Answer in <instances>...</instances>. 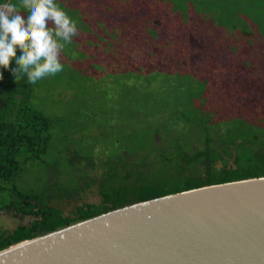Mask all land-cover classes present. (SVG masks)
Segmentation results:
<instances>
[{
	"label": "rangeland",
	"instance_id": "rangeland-1",
	"mask_svg": "<svg viewBox=\"0 0 264 264\" xmlns=\"http://www.w3.org/2000/svg\"><path fill=\"white\" fill-rule=\"evenodd\" d=\"M57 2L77 21L79 35L61 54L63 71L39 80L33 89V107L53 119V128L44 165L23 175L32 185L16 179L20 190L45 189L55 196L50 203L64 213L80 201H97L95 184H79L73 172H83L87 163L102 165L91 171L95 177L117 162L130 167L131 160L141 156V145L161 144L159 121L173 115L174 108L186 109L188 98L203 103L205 89V101L228 108L239 105L251 117L264 114V0H161L181 13L190 2L197 19L223 29L217 33L209 28L204 37L192 34L191 75L182 74L183 69L163 74L160 69L166 70L168 61L155 70L134 71L125 65L128 53L113 50L112 44L123 41L118 31L125 26L127 11L132 16L128 8L134 0ZM151 105L159 108L155 116ZM228 121L217 124L226 126ZM154 123L158 131L148 133ZM124 173L117 171L116 178ZM27 221L29 217L0 212L1 231Z\"/></svg>",
	"mask_w": 264,
	"mask_h": 264
},
{
	"label": "trees",
	"instance_id": "trees-1",
	"mask_svg": "<svg viewBox=\"0 0 264 264\" xmlns=\"http://www.w3.org/2000/svg\"><path fill=\"white\" fill-rule=\"evenodd\" d=\"M134 1L128 8L132 16L127 11L125 26L118 31L123 41L112 44L113 50L119 55L127 52L126 60L130 59L125 65L134 71L155 70L160 68L158 64L168 61L167 69H160L163 74L180 73L183 69L182 74L191 75L189 57L193 49L189 40L192 34L204 37V31L214 28L197 19L190 2L181 13L173 11V5L161 4V0ZM21 14L26 18L27 13ZM222 30L214 29L217 33ZM21 54L17 49V57ZM16 67L15 59L9 69L0 66V212L29 217V221L11 231L0 230V249L133 202L203 185L264 176V114L260 111L258 116L251 117L244 115V108L239 105L228 108L205 101V89V102L195 104L188 98L186 109L174 108L173 115L159 121L156 126L164 131L159 135L161 144L153 140L151 148L141 145V156L133 158L130 167L128 162H117L115 168L112 164L98 177L91 171L102 167L101 164L87 163L83 172L74 171L79 184H95L98 200L80 201L64 213L50 203L55 196L45 189L20 190L15 182L22 177L32 185L31 179L23 175L44 165L53 128V119L34 108L30 101L39 81L30 84L26 77L16 81L11 72ZM151 107L153 115H157L159 108ZM189 110L194 111L193 115L187 116ZM195 110L201 113L196 114ZM222 120L232 121H228L227 128L217 124ZM154 127L155 123L150 125L148 133L157 132ZM121 170L125 173L116 178V172ZM57 175V181H61L60 172Z\"/></svg>",
	"mask_w": 264,
	"mask_h": 264
},
{
	"label": "water",
	"instance_id": "water-1",
	"mask_svg": "<svg viewBox=\"0 0 264 264\" xmlns=\"http://www.w3.org/2000/svg\"><path fill=\"white\" fill-rule=\"evenodd\" d=\"M0 264H264V176L114 208L2 248Z\"/></svg>",
	"mask_w": 264,
	"mask_h": 264
},
{
	"label": "clouds",
	"instance_id": "clouds-1",
	"mask_svg": "<svg viewBox=\"0 0 264 264\" xmlns=\"http://www.w3.org/2000/svg\"><path fill=\"white\" fill-rule=\"evenodd\" d=\"M78 35L77 21L57 0L0 3V66L9 69L15 59L17 67L11 72L16 81L26 77L28 83L35 84L62 72L61 54ZM17 49L22 53L18 57Z\"/></svg>",
	"mask_w": 264,
	"mask_h": 264
}]
</instances>
